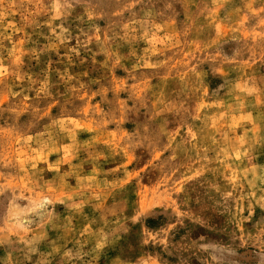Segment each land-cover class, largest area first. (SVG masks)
<instances>
[{
  "label": "rangeland",
  "instance_id": "374dc122",
  "mask_svg": "<svg viewBox=\"0 0 264 264\" xmlns=\"http://www.w3.org/2000/svg\"><path fill=\"white\" fill-rule=\"evenodd\" d=\"M0 264H264V0H0Z\"/></svg>",
  "mask_w": 264,
  "mask_h": 264
}]
</instances>
